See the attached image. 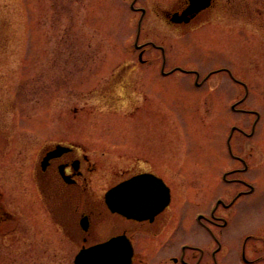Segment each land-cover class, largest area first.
<instances>
[{
  "label": "rangeland",
  "instance_id": "rangeland-1",
  "mask_svg": "<svg viewBox=\"0 0 264 264\" xmlns=\"http://www.w3.org/2000/svg\"><path fill=\"white\" fill-rule=\"evenodd\" d=\"M131 1L0 0V186L3 207L17 219L16 242L10 241L12 233L0 237V264H72L78 250L53 222L55 213L76 212L75 196L64 201L51 183L55 211L41 227L23 211L37 209L32 201L23 205L36 200L24 178L35 157L31 146L45 138L78 145L93 166L86 174L87 191L99 202L108 187L141 170L155 172L173 190V207L161 216L167 221L161 234H132L133 264H172L169 258L183 250L188 260L192 246H214L196 220L208 214L217 197L227 202L237 190L238 185L220 181L223 172L239 165L226 145L232 127L238 129L230 142L233 155L253 166L264 161V33L254 31L263 27L246 29L251 21L243 12L241 52L234 54L241 66L233 75L246 81L248 95L257 99L236 108L255 116L231 109L244 89L226 74L209 77L200 88L193 86L194 76L164 77L160 52L153 47L147 63H139L134 41L142 9L138 44L164 45L172 59L173 31L159 20L166 0L151 5L136 0L134 9ZM254 39L262 46L257 51ZM125 67L119 86L115 77ZM261 194L262 187L257 196H243L233 206L245 214L231 233L258 229L264 220ZM254 200L259 205L252 213Z\"/></svg>",
  "mask_w": 264,
  "mask_h": 264
},
{
  "label": "flooded vegetation",
  "instance_id": "flooded-vegetation-1",
  "mask_svg": "<svg viewBox=\"0 0 264 264\" xmlns=\"http://www.w3.org/2000/svg\"><path fill=\"white\" fill-rule=\"evenodd\" d=\"M135 2L136 0H132L131 4L134 5ZM147 3L151 5L153 0H148ZM189 7V0L164 1V10L159 20L173 31L172 59L168 58L164 45H157L152 41L138 44L141 22L145 16V10L140 11L138 35L134 41V48L138 50V62L146 64L148 59L145 58V55L149 51L148 48H156L161 57L160 75L164 77L176 74L185 77L194 76L193 86L197 88L202 87L213 75L224 77L226 74L236 85L244 89V96L231 103L234 105L232 110L252 113L236 108L257 99L253 100L254 97L250 98L248 95L251 87L247 86V82L239 80L233 75L241 66L239 57L235 58L234 54L238 55L241 52L240 37L245 28H252V26L260 24L263 28H254L255 34L258 31L264 33V0H210L207 6L197 11L189 10ZM245 11H247L245 14L248 17H245L244 20H249L251 23H247L249 25L244 28L245 22L242 23V14ZM227 13L229 16H226ZM256 40H251L254 51L262 47ZM201 59L203 60L199 61ZM205 59L211 61L207 62ZM126 70H128L126 67L121 68L119 71L123 72V75L119 72L116 74L118 77H115L117 79L115 83L119 86L124 84L119 79L123 78ZM203 72L206 75L200 80ZM255 133L250 132L248 135L253 137ZM45 139L42 144L36 143V146H31L34 149L35 157L26 167L24 178L25 181L30 180V187L32 193H35L36 200L29 198L23 205L32 201V204L35 205L34 208L37 207V209L28 208L25 210L23 208V211L26 213L25 217H28L27 214L34 217L33 222L37 227L43 226V221L46 222V219H49L55 211L52 208L54 205L50 204V184L52 183L57 197L62 196L61 199L64 201L73 202L75 196L79 201L78 204L76 203L77 208L73 215L64 211L52 215L53 222L58 225L61 233L67 235L71 242L76 244L78 250L118 235L128 238L134 247L136 241L132 234L138 233L149 237L161 234L167 224V221L161 216L170 206L173 207V190L171 188L170 202L164 211L151 219L140 221L127 219L109 211L104 203L103 194L100 197L101 202H99V197L94 199L90 196L87 191L88 178L86 174L93 170V166L87 157L80 153L76 143H66L60 139L55 140L53 137ZM231 157L239 165L230 171L223 172L220 181L223 184L238 185L237 190L227 202L223 197L217 198L207 217H203L201 219L203 221H199V224L207 229L213 239L214 246L209 250L192 246L189 249L194 250V253L188 260L184 259L185 251L183 250L180 258H169L172 264L178 262L180 264H264V220L258 224V229L254 232L238 235L231 233L238 219L245 214L243 210L233 209V206L243 196H257L261 187V195H264V161L258 162V166H253L242 157L232 154ZM144 173L160 177L153 171L141 170L135 171L134 174L122 180ZM2 197L0 186V237L7 236L9 233L14 235L17 229L16 215L3 207ZM255 200L253 206H256V210H250L252 213L257 211L259 205V202H255ZM219 211L220 213L216 214ZM214 228L217 229L215 232L212 231ZM15 236L16 234L10 241L16 242ZM235 238L237 239L236 244L231 245L232 239Z\"/></svg>",
  "mask_w": 264,
  "mask_h": 264
},
{
  "label": "water",
  "instance_id": "water-1",
  "mask_svg": "<svg viewBox=\"0 0 264 264\" xmlns=\"http://www.w3.org/2000/svg\"><path fill=\"white\" fill-rule=\"evenodd\" d=\"M190 2L193 11H197V9L207 5L209 0H190ZM140 185V180L134 179L118 185L111 190L107 194V204L111 211L127 217L137 218V203L139 202L140 193H138L137 188H139ZM160 192H162L161 207H164L167 204V202H164V197H167V192L165 193L164 189H161ZM133 213H135V216ZM153 214H155V212ZM153 214H151L150 217ZM131 258L132 248L128 240L118 237L92 248L81 250L76 256L74 264H131Z\"/></svg>",
  "mask_w": 264,
  "mask_h": 264
}]
</instances>
